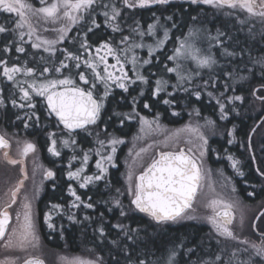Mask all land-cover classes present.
Returning <instances> with one entry per match:
<instances>
[{"label":"snow or ice","instance_id":"obj_1","mask_svg":"<svg viewBox=\"0 0 264 264\" xmlns=\"http://www.w3.org/2000/svg\"><path fill=\"white\" fill-rule=\"evenodd\" d=\"M173 0H39L40 6H35L31 0H0V12L7 14H14L13 27H5L0 25V34L10 33L13 38L18 37L20 42L25 41V36L28 37V42L31 47L36 50L43 49V52L48 53V58L44 56L39 57V61L44 62V67L39 70L35 67L28 66V61H24L22 66L12 65L8 66L7 61H0V68H2V75L12 87L19 91L20 100L25 103L17 105L16 99H12L11 103L14 107L21 108L27 106L30 109L36 108V103L33 102L35 97H42L46 104V111L50 116L54 115L57 120V127L63 126V130L67 132V138L59 140L64 148H69L75 152L77 145L76 136L80 133L93 135V129L89 126L97 125L100 120L101 111L105 106L108 97L113 94L116 88L121 89L127 93L131 85L139 84L149 85V77L143 73V68L152 63L151 57L154 52L159 51L169 38V29L163 28V37L158 36V32L162 25H159V18L147 26V30H142L139 21H134L133 24H127L125 9H152L155 6H168ZM191 5H208L218 11L228 9L225 15H236L237 21L240 24H245L253 18H258L260 23L264 25V0H187ZM246 13V17L241 19L238 13ZM104 17V24L111 29L112 33H120L119 45L114 46L112 42L105 40L100 42L95 47V55L90 49L93 47L83 40L80 42V47L83 49L81 53L68 52L67 49H57L56 45L62 43L66 35L74 26H77L82 21L88 19L90 26L87 32H92L93 27L99 28L100 24L96 22V15ZM155 16V12H153ZM12 18L11 16L9 17ZM43 20L45 24L60 25L54 28H45L44 31H55L57 33L56 39H47L37 34V29L33 25V20ZM166 19L171 20L169 16ZM193 20L196 17H192ZM63 22V23H61ZM127 27V34L125 32ZM159 26V27H158ZM27 29V31H25ZM250 36L255 40V34L249 29ZM217 34L219 43V36ZM152 37V44H145V37ZM35 37V40L32 39ZM199 37V30H190L189 35L180 41L179 47L174 49V55L169 56L168 59L174 61L175 67H166L167 72L175 73L176 83L171 84L173 89H183L188 91L185 84H191L193 79V72L188 65H195V75L201 74L200 70L208 69L211 71L216 65L217 59L211 52V49H203L198 46L196 40ZM261 41L264 42V28L260 32ZM148 49L149 59H141L137 54V49ZM5 52L9 51L8 47L4 48ZM16 52L24 53L25 48L17 46ZM61 51L65 53L64 59L59 61V66H56V52ZM222 55L225 57L235 58L236 53L224 48ZM111 57L115 63H109ZM249 60L253 67L245 65V70L248 75L242 76L235 69L233 71H225V75L232 79L246 80L253 73V68L258 67L259 74L264 78V53L258 56H252L249 53ZM66 61H73L71 68L76 69V76L78 81L71 74V68ZM51 64L52 67H48ZM89 69L90 75L84 71H80L81 67ZM131 65L130 69L126 70V66ZM69 70L65 75L63 70ZM129 71L132 76H129ZM56 73L57 76L45 75ZM22 74L24 79H17V76ZM31 78V79H29ZM213 86H215L213 84ZM169 87V80L158 78L155 80L154 91L151 93L154 96H159L161 92H166ZM207 87V82H205ZM227 88V85H226ZM30 90V91H29ZM235 91V89H233ZM2 93V89H0ZM15 95V93H13ZM140 96L144 95L143 88L140 89ZM172 95V93H168ZM197 100L201 98V93L196 91L194 93ZM221 95H224L222 92ZM209 97H213L212 92H208ZM257 99L264 101V96H257ZM133 107H135L136 97H133ZM229 103L235 101H242L243 97L234 95L227 97ZM217 104L220 108L221 118L226 119L225 104L221 103L219 98H216ZM5 103L2 94H0V106ZM163 103L170 104V100H164ZM144 108H149L150 105L145 102ZM175 114V113H174ZM139 116V113H136ZM197 115L199 113L197 112ZM158 119V117H157ZM39 117H37V121ZM140 122L143 126H147L152 130V122L140 117ZM206 125L214 126V121L206 119ZM27 127V125H25ZM157 127L159 125L157 124ZM142 127L141 131H144ZM182 132H190L203 142L201 148H206L208 141L200 132L199 128L185 127L177 130L172 137L167 138L164 143L167 146L168 140L178 139ZM231 135V133H229ZM95 143L98 147L94 150L95 155L99 157L96 160L95 167L98 170L94 175H82L86 171V166L89 162V153L93 151L89 149L84 151L81 166L75 171L68 172L69 180H77L80 188H86L94 181H100L107 174V167L105 164H110L115 167V153L117 151L116 145L124 143L118 138H110L107 143L105 139L99 137L96 133ZM51 146L48 151L53 156H60L61 152L58 148V140L55 138V133L49 135ZM231 143V141H229ZM8 147V143L3 136H0V148ZM151 147V146H149ZM110 148V152L105 153V149ZM35 151V145L26 143L23 155L27 156L29 152ZM147 149L141 148L136 156L139 157L141 153L146 152ZM204 151L200 152L201 158L204 156ZM158 159H153L152 162L145 168L143 173L136 176V182L133 184V172L131 169L128 173V194L132 197L130 203L134 209L140 213H144L157 223L177 222L184 218L185 211L191 207L192 201L197 194L200 183L203 179V165L197 164L194 158L187 156L183 149L178 152L168 151L160 152ZM7 157V153H5ZM76 155L71 157V160H76ZM232 162L231 166L236 170L237 174L243 176V172L239 170V161L228 156ZM9 164L15 165L19 161L9 159ZM71 168V161L69 163ZM23 171V170H22ZM259 171V170H258ZM264 175V173H261ZM46 178H52L54 173L46 171ZM23 186V180H20L15 189L11 191V202L4 207H0V241H4V247L9 249H19L27 252L29 247L36 248L38 246V236L36 234V220L33 215L31 202L25 197L23 203V212L16 213V222L18 227L9 230L11 222V214L8 208L16 203L17 194ZM233 192L235 188L232 189ZM69 194L74 197L71 203V208H79L81 206V197L77 195L75 189L69 186ZM119 191V190H117ZM252 195V193H249ZM91 199V198H89ZM80 202V203H77ZM117 207H120V215L125 216L126 212L120 205V201H115ZM212 209V215L206 219L211 224L217 237L224 240L238 241L239 243L248 244L251 248V253L248 254L247 259H242L237 264H264V239L260 244L254 242L250 243L247 240H239L234 230L235 216L233 209L235 205L231 202L213 199L208 205ZM83 207L92 208L91 203H84ZM63 206L60 204H52L48 212L44 214V223L51 230H55L56 225L53 221V212L63 215ZM264 215V213H261ZM69 220H74V214L68 215ZM87 219V217H86ZM240 226L243 227V218L240 220ZM123 233L124 237L130 241V244H121L118 241H112V244L124 252L127 264H148V261L136 255L129 253L136 252L133 245H137L140 240L139 230L132 229L123 224L114 225ZM255 227V225H253ZM101 235H104L103 228L100 229ZM219 242V241H218ZM193 251L192 249L188 250ZM248 253V248L243 250ZM178 253L175 250H169L166 257H158L152 264H177ZM237 256V252L233 251L227 261L223 264H233V258ZM19 259V258H16ZM61 264H103L100 258L96 260H87L81 257H61ZM4 264V262H0ZM8 264H15V259L9 260ZM23 264H45V262L38 256H29L23 260ZM119 264V261H117ZM195 264H222V255L216 254L214 258L207 260L200 259Z\"/></svg>","mask_w":264,"mask_h":264},{"label":"trees","instance_id":"obj_2","mask_svg":"<svg viewBox=\"0 0 264 264\" xmlns=\"http://www.w3.org/2000/svg\"><path fill=\"white\" fill-rule=\"evenodd\" d=\"M31 2L37 7L40 6L39 0H31ZM49 2H51V0H49ZM117 2H119V0H117ZM124 11L127 24H133L134 21H139L141 29L145 31L147 30V26L154 23L158 17L159 22L168 25L172 36L180 34L184 30L186 32V30L193 26L198 27L203 32H209L208 35L214 36L215 38L217 37L218 31L223 35L219 36V43L217 39H215L212 50L218 63L214 65L213 71L205 72L203 75L201 74L199 78L202 84L207 82V87L200 89L202 93L199 100L196 99L194 95L196 91H194L193 88H189L188 91H184L183 89H167L166 92L159 94L157 97L151 94L153 89L151 86L152 80L155 77H161V72L167 64L165 56H167L169 49L167 50L166 48L164 51L157 52V54L153 55L151 57L152 63L143 68V73L149 77V85L145 86L139 83L131 85L127 93L116 88L113 94L108 97L107 105L109 106L106 108L107 110L105 109L106 112L104 111L105 115L103 113L105 122H102V131L114 138L126 140V145L121 147L117 152L115 162L118 164V167H112L114 170H109L110 181L113 179L114 183L108 184L118 185L120 188L112 186L113 188H110L109 191L111 193L114 191V195L112 197L110 194H107L106 198L111 200L110 202L122 200L124 194L122 186L125 184L123 183L125 177L123 175L124 172H122L123 168L121 170L120 165H128V167L125 166L126 173L128 174V171L131 169L129 161H133L136 157L135 153L139 152L141 148H149V146L155 148V150L161 151L178 150L180 147H184V149L196 159L198 164L203 165V177L208 175L211 168L208 164V159L215 161L218 167H221L226 174L228 173L231 176L230 182L236 187V192L239 196L241 190L240 184H242V182H247L253 185L255 183L252 181L253 178H257L252 171L250 173L251 176L248 177L249 181L241 179L240 175H238L236 171H233L229 163H227V161H229L228 156H232L233 159L239 162L244 160L242 149L246 142L248 131L264 114V108H262V106L260 107V105L264 106V103L258 101V99L254 97L252 91L257 86H264V78L261 77L259 71L256 70L255 67L253 68L254 74L243 81L229 78L224 73L226 70L233 71V69H235L242 76L248 75L245 70V65L253 67L249 60V53L252 56H258L264 53V42L261 41L260 37V32L262 28H264V25L260 23L258 18H253L242 25L237 21L235 14L232 16L225 15V12L230 11L228 9L218 11L208 5H191L187 0H173L170 5L164 7L155 6L152 9H125ZM153 12H155V16ZM238 15L243 19L247 14L240 12ZM10 16L12 17L11 19L9 18ZM169 16L172 17L171 20L166 19ZM192 17H196V19L193 20ZM14 19V14L0 12V25L9 28L13 27ZM95 19L96 22L100 24L99 28L93 27L92 32H87L90 21L86 19L77 26H74L71 31L67 33L65 40L57 44L56 48L67 49L68 52L78 54L83 52V49L80 47V42L86 39L87 42L93 46L90 51L95 55V47L98 46L100 42L108 40L112 42L114 46L119 45L121 34L112 33L111 29L105 26L104 17L102 15L97 14ZM37 21L41 20H33V25L37 29V34L47 39L57 38V35H55L53 31H44V29H51L60 25L45 24L43 21L38 23ZM249 29L255 34V40L251 38ZM25 31H27V29H25ZM123 34H127L126 26ZM32 39L35 40V37H32ZM149 39H151V37L146 36L144 41H150ZM17 46L24 47L25 52H16L15 48ZM119 46L123 47L124 45ZM5 47L9 48L8 52L4 51ZM224 48H227L229 51H234L236 53L235 58L222 55ZM144 53L145 51L141 52L143 55ZM64 55L65 53L61 51L56 52V66H59V61L64 59ZM40 56H44L47 59L48 53L43 52V49H33L31 43L28 42L27 36H25L24 42H20L18 37L13 38L10 33L0 34V61H7L8 66H22L24 61H28V66L37 68L39 73V70L44 67V62L39 61ZM66 62L69 63L70 68L74 63L73 61ZM109 63L112 64L115 63V61L109 57ZM48 67L51 68L52 65L49 64ZM127 67L128 65L126 68ZM68 71L67 69L63 70L65 75L68 74ZM76 71V69L71 68V74L78 79ZM80 71H84L88 75L90 73L89 69L83 67V64ZM0 73H2V68H0ZM45 75H52L55 77L58 74L50 73ZM129 76H132L131 71H129ZM17 79H24V77L22 74H19ZM213 84L215 86H213ZM141 88L144 90L143 96L139 95ZM0 89H2V93L0 94H2L5 101L4 105L0 107V116L4 120L6 119L8 124H12L13 121H16L19 110L11 107V100L16 99L18 103L20 101V93L18 90L14 89L11 83L2 75H0ZM233 89H235V91H233ZM169 92L172 93V95H168ZM208 92L214 94L215 101L210 100L211 98L205 95L208 94ZM222 92L224 95H221ZM13 93H15V95H13ZM234 95L243 97V100L229 103L227 97H232ZM133 97H136L135 107H133ZM216 98H219L220 102L225 104L226 119L221 118L220 108ZM164 100H170L171 103L165 104L163 103ZM33 102L42 106L40 113L43 120V113H45L43 99L34 98ZM145 102L150 105L149 108L143 107ZM127 112L133 113L129 119L124 118L123 115L119 117L115 116L116 114H126ZM197 112L199 115H197ZM136 113H139L138 118L142 116L151 121L156 120L161 127L153 131L155 133V131L159 129L163 135L150 136L148 132L147 136L143 134L138 138L139 125L137 123ZM206 119L214 121V126L206 125ZM244 121L248 123H244ZM17 124H20V121L17 120ZM185 127H198L200 132L207 138L208 144L206 148H204V150L201 148V151L203 150L205 153L202 158L200 155L197 156L187 144V138L193 135L190 132H182L178 138L180 141H177L174 147L161 145L163 139H167V136L168 138L172 137L177 128L179 130ZM262 129H264L263 123L253 133L251 141L261 135ZM154 133L151 134L154 135ZM229 133H231V135H229ZM144 136L148 137L149 140L145 141ZM136 137L137 140L141 142L140 147L136 146L135 143H130L132 141L131 139H135ZM195 138L198 141V138ZM41 139L42 138H40V140ZM90 139L92 138H87V141L79 143L83 150L88 151L92 148ZM229 141H231V143ZM155 156L156 154L154 153L152 157H150V160L146 161L136 173L134 171L133 184L135 175L141 172ZM248 162L250 163L249 156ZM258 163L261 166L260 160H258ZM238 167L240 168V163ZM261 183L264 184V180H261ZM109 191L107 193H109ZM198 195L192 205L191 211L189 210L186 212L188 216L185 220L180 219L177 222L156 224L150 217L135 211V227L139 230L140 240L137 242V245H135L136 252H134L133 257L135 258L136 255H139L140 258L145 257L146 260H148L151 257H160L167 250L178 248L181 249V252L177 257V264H195V262L200 259L207 260L210 257L214 258L216 254L222 255L223 264V261H227L233 251L237 252V256L233 258V264H237L239 260L247 259L248 254L252 251L248 244L233 240H224L223 238L217 237L211 224L206 219L208 216L212 215V213L204 206L198 204ZM239 199L242 200L241 197H239ZM242 203L244 205L239 204L241 208L239 211H242L245 216V218H243V227L240 226L241 218H238V211L235 210V223L233 226L235 233L239 240H247L250 243L254 242L260 244L264 237L258 236L253 232L252 222L257 213L263 208L264 200L259 206L252 203L250 204L249 202L247 204L250 206H248L245 205L246 202L244 203V201H242ZM145 229H148L146 233L147 236H145L143 232ZM256 230L264 234V215H261L257 220ZM245 248H248V253L243 251ZM189 249H195V251L189 252ZM103 254L104 262L117 264V261H119V264H127L126 257L122 251H120V255H117V259L114 260L112 254H106V252H103ZM90 258L91 257L88 256L89 260ZM96 259V257H92V260Z\"/></svg>","mask_w":264,"mask_h":264},{"label":"flooded vegetation","instance_id":"obj_3","mask_svg":"<svg viewBox=\"0 0 264 264\" xmlns=\"http://www.w3.org/2000/svg\"><path fill=\"white\" fill-rule=\"evenodd\" d=\"M254 91H256V95ZM253 95L255 98L257 96H264V86L255 87L253 89ZM107 101L101 111L100 120L97 122L101 125L102 122H105L103 113L104 111L106 112V108L109 106L107 105ZM258 101L264 103V101L260 99H258ZM261 106L264 108L263 105H260V107ZM11 107L27 113H20L22 116L20 124H17V120L13 121L12 124H8L7 120H4L0 116V135L9 142L8 147L0 149V207H4L11 202V191L15 189L20 180H23V186L17 194L16 203L8 208L12 218L9 230L18 227L16 213L20 212L22 214V206L25 202L24 198L27 197L28 201L31 202L33 215L36 220L38 246L36 248L29 247L28 251L25 252L19 249L5 248L4 241H0V262L6 264V262L3 261L6 256H20L25 255V253L28 256H32L35 255V251H42L44 254L53 253L58 256H62L63 254L79 255L87 260H89L88 256L91 257L90 260H92V257H96L100 258L103 264H109L108 262H104L103 252L112 254L113 260L117 259V255H120L121 250L115 247L112 241H118L122 246L124 244H130L131 242L128 241L123 233L115 228L114 225L123 224L132 229L135 228L136 210L130 203L132 197L128 194V180L125 179L123 182L125 183V187L122 186L124 194L122 200H119L120 205L126 212L125 216H121L120 207H117L115 201L110 202L111 200L106 198L107 194H110L112 197L114 195V191L112 193L109 191L110 188H120L118 185L108 184L114 183L113 179L110 181L109 175V170H114L112 167L108 169L107 174L102 180L94 181L86 188H80L79 182L77 180H69L67 174L69 171H74L81 166L75 167V169L72 168L74 164L79 162V157L82 158V156L76 155L77 159L72 161V155L68 156L66 154L67 150H64L65 154L61 153L59 157L55 156L56 158L51 157L52 154L48 151V148L51 146L49 135L55 133L56 138V129H59L63 133L62 135L67 136V132L63 130L62 126L57 127V121L48 114L46 107L44 109L45 113H43L45 120L41 118L40 109L42 106L39 104H36L35 109L29 110H26V108H28L27 106L21 108L12 105ZM20 114H17V116ZM37 117H39L38 121ZM244 123L248 122L244 121ZM262 123L264 126V114L254 123L252 127L253 133ZM25 125H27V127H25ZM252 128L248 131V134L251 132ZM40 138L42 139L40 140ZM76 139L77 145L82 141H87L84 133H80L76 136ZM22 143H31L35 145V151L29 152L27 156H24ZM14 148L18 151L17 155L14 153ZM5 153H7V157ZM242 156L244 160L240 162L239 170L243 172V176H240V178L249 181L248 177L251 176L250 173L253 171L257 179L253 178L252 181L255 182L253 185L242 182V184H240L241 190L239 197H241L244 203L246 202L245 205H248V202L250 204L262 203L264 200V184L261 183V180H264V175H261V173H264V129L261 130L260 136H257L253 141L250 140V144L248 143L247 136L246 142L243 145ZM248 156L250 158V163L248 162ZM9 159H15L17 161L25 159V167L17 168L8 163ZM26 159L29 160V162L35 160L36 167L32 170L31 174L29 173L30 163H28ZM258 160H260L261 166ZM70 161L71 168H69ZM208 164L211 168L215 165L218 166V164L211 159H208ZM92 170L93 171H89L86 167V171L82 175H94L98 171L95 168H92ZM46 171H52L54 176L51 179L46 178ZM69 186L75 189L77 195L81 197L83 203H81L79 208L70 207L74 197L69 194ZM108 191L109 193H107ZM204 191L207 192L206 189H204ZM249 193H252V195H249ZM84 203H91L93 207L85 208L83 207ZM52 204H60L63 206V215L53 212V221L56 225L55 230L49 229L44 223V214L50 210ZM69 214H74L75 219L69 220ZM101 228L104 230L103 236L100 232ZM132 247L135 248V245ZM194 251L195 249H193L192 252ZM129 254L134 256V253L130 252ZM21 261L22 259H20L19 264Z\"/></svg>","mask_w":264,"mask_h":264},{"label":"rangeland","instance_id":"obj_4","mask_svg":"<svg viewBox=\"0 0 264 264\" xmlns=\"http://www.w3.org/2000/svg\"><path fill=\"white\" fill-rule=\"evenodd\" d=\"M41 21H43V20H41ZM41 21H37L38 23H41ZM156 21V20H155ZM159 25H162L163 27L162 28H160V30H159V32H158V36L160 37V38H162L163 37V28H167V29H169L168 28V25L166 24V23H161V22H159ZM159 27V26H158ZM199 30V37H198V39L196 40V43H197V45L198 46H200V47H202L203 49H205V50H208L209 48L211 49V52H212V50H213V47H214V41H215V37L214 36H209L208 34H209V32L207 33V32H203L202 30H200L198 27H195V26H193V27H191V28H189L188 30H186V32H185V30L184 31H182V33H180V34H177V35H175V36H172V34H171V31H170V29H169V38H168V40L166 41V43L161 47V49L159 50V51H156V52H154V55L155 54H157V52H161V51H164V49L166 48L167 50L169 49V51H168V53H167V56H165V58H166V61H167V64L165 65V66H167V67H175V63H174V61H172V60H169L168 59V57L169 56H172V55H174V49L175 48H177V47H179V43H180V41L181 40H183L184 39V37H186V36H188L189 35V32H190V30ZM54 33H55V35H57V33L55 32V31H53ZM39 35V34H38ZM247 35V34H246ZM150 41H144V43L147 45V44H152L153 43V38L151 37V39H149ZM138 51H139V54H138ZM142 51H145V53H144V55L143 54H141V52ZM137 55L141 58V59H149V57H148V49H147V47H145L144 49H137ZM254 56H257V55H254ZM109 59V58H108ZM188 67H189V69L193 72V79H192V83L191 84H185V87H187L188 89L189 88H193V90L194 91H199L200 92V89H202V88H204L205 87V84H202L201 83V81H200V76H201V74L203 75L205 72H210L208 69H203V70H200V72H201V74L199 75V76H196L195 75V71H196V69H195V65H193V64H190L189 63V65H188ZM131 68V65H128V67L126 68V69H130ZM144 68H145V66H144ZM256 68V70H258V67H255ZM214 70V66H213V68L211 69V71H213ZM90 71V70H89ZM162 73V75H161V77H155L153 80H152V92L154 91V87H155V80H156V78H163V79H166V80H169V87H168V89H171V90H177V89H173L172 87H171V84H175L176 83V77H175V73H169V72H167V70H166V67L163 69V71L161 72ZM131 74H132V72H131ZM89 75H90V73H89ZM133 75V74H132ZM77 81H78V79H77ZM137 83H139V82H137ZM121 90V89H120ZM179 90H182V89H179ZM30 91V90H29ZM161 93H163V92H161ZM160 93V94H161ZM200 93H202V92H200ZM253 93V92H252ZM21 95V94H20ZM205 95H207L208 96V94H205ZM155 97H157V96H155ZM209 97V96H208ZM207 97V98H208ZM34 98H37V99H39V98H41V99H43L42 97H35L34 96ZM211 99L210 100H214L215 101V96H213V97H210ZM22 103H25V101H22V100H20L18 103H17V105L18 104H22ZM1 107V106H0ZM14 109H17V108H14ZM30 108H26V110H29ZM20 113H24V114H26L27 112H25V111H22V110H19L18 111V113L17 114H20ZM133 113H131V112H127L126 114H124V113H119V114H116L115 116H121V115H123V117L124 118H131L130 116L132 115ZM21 118H22V116H21V114L19 115V116H17V119L16 120H18V121H21ZM193 119V118H192ZM137 120H138V125H139V131H138V134H139V136H138V138H140V136L141 135H143V134H145L146 136H147V133L149 132L150 133V136H155V135H163L162 134V132H161V130H159V129H157L156 131H155V133H154V129H156V128H158L157 127V124H158V122L156 121V120H153V121H151V120H148V119H146V120H148V121H150V122H152V130H149L148 128H147V126H143L142 124H141V122H140V117L138 118V116H137ZM159 125V124H158ZM142 127H144V131H141V129H142ZM159 127H161V126H159ZM91 129H93V135H87V134H85L84 133V135H85V137L86 138H92V139H90V140H88V141H90V143H91V146H92V150L93 151H91L90 153H89V155H90V159H89V162H88V164H87V168H88V170L90 171H93L92 170V168L94 169H96V167H95V163H96V160L97 159H99V157H97L96 155H95V152H94V150L98 147V145L95 143V141H96V133L98 132L99 133V137L101 138V139H105V141H106V143H107V141L110 139V138H113V136H111V135H107V133H105V132H103L102 131V128H103V126L100 124V123H97V125H94V126H91L90 127ZM178 130V128L175 130V132ZM56 131H57V135H56V139L58 140V148L60 149V152L62 153V154H65L64 152V150H67L66 151V154L69 156V155H81V156H83V153H84V151L85 150H83L79 145H76L75 146V152H73L71 149H69V148H64L61 144H59V140L60 139H62V138H67V136L66 135H62L63 133L59 130V129H56ZM165 131H166V129H165ZM151 133H154V135L153 134H151ZM146 136H144V140L145 141H148L149 139H148V137H146ZM197 137V135H191L190 137H188L187 138V144L190 146V148H191V150L192 151H194V153L197 155V156H199L200 155V152H201V145H202V141L198 138V141H197V139L195 138V137ZM135 137V136H134ZM167 138H168V136H167ZM120 139V138H119ZM207 139V138H206ZM132 141L130 142V143H135L136 144V146H138V147H140L141 146V142L140 141H138L137 140V137L135 138V139H131ZM166 140V139H165ZM164 139H163V141H162V143H161V145H163V146H165V143H164V141H165ZM124 141V143H122V144H118V145H116V149H117V151H116V153H115V158H116V156H117V152H118V150L121 148V147H124L126 144V140H123ZM179 142L180 140L179 139H171V140H168V143H167V145L169 146V147H174V145L176 144V142ZM78 144V143H77ZM48 146V145H47ZM25 147V143H22V148H24ZM145 149H147V151L146 152H143V153H141V155L139 156V157H135L134 158V155H133V161L132 160H130L129 161V164H130V167H131V171L133 172V174H134V171H135V173H136V171L142 166V165H144L145 163H146V161H149L150 160V157H152V155L155 153L156 154V151L157 150H155V148H153V147H149V148H146L145 147ZM137 150V149H136ZM203 150H204V148H203ZM9 151V150H8ZM17 150L14 148V153L17 155ZM108 152H110V148H106L105 149V153H108ZM50 153V152H49ZM136 154V153H135ZM48 155V154H47ZM49 156V155H48ZM51 157H55V156H53V155H51ZM57 157V156H56ZM55 157V158H56ZM59 157V156H58ZM27 160V159H26ZM81 160H82V158L81 157H79V162H77V164H74L73 165V167L72 168H74L75 169V167L77 168V167H79L80 165H81ZM229 160V159H228ZM28 161V163H30V165H29V168H30V170H29V173L31 174V172H32V170L33 169H35V167H36V165H35V160H33V161H31V162H29V160H27ZM33 163H34V165H33ZM114 163H115V167H118V164L115 162V160H114ZM227 163H229V165H230V167H231V169L233 170V171H236L235 169H233V167L231 166V161L229 160V161H227ZM12 165V164H11ZM13 166H16L17 168L19 167V168H24L25 167V159H21V160H19V163H17V164H15V165H13ZM125 166L126 167H128V165L127 164H125ZM125 166L124 165H120V168H121V170H122V168H123V170H122V172H124V177H125V179H127L128 180V174L126 173V169H125ZM105 167H107V169H109V168H111L112 166L110 165V164H105ZM91 168V169H90ZM75 171V170H74ZM129 172V171H128ZM230 179H231V176L227 173H225V171L221 168V167H218V166H213V168H211L210 170H209V173H208V175L207 176H205V177H203V179H202V181H201V189H200V191H199V196H198V199H197V202H198V204H200L201 206H204L206 209H208L211 213H212V209L208 206L209 205V202L211 201V200H213V199H220V200H224V201H228V202H231V203H233L234 205H235V207H234V209H233V211H235V210H237L238 211V218H245V216L243 215V213H242V211H239L241 208H240V206H239V204H242V203H239V201H241L240 199H239V196H238V194H237V192H236V189H235V191L233 192V188H235L234 187V185L232 184V182H230ZM204 189H206L207 190V192H205L204 191ZM239 200V201H238ZM242 202V201H241ZM260 205H261V203H259ZM259 204H256V205H258L259 206ZM213 214V213H212ZM198 218H199V216H198ZM134 229H136V227L134 228ZM143 232H144V235L145 236H147L146 235V233L148 232V229H145V230H143ZM149 237V236H148ZM170 250H175V251H177V253H178V256H179V253L181 252V249H178V248H174V249H170ZM122 251V250H121ZM168 252H169V250H167L163 255H161L160 257H166L167 255H168ZM35 253V255H39V256H42V258L44 259V261L46 262V264H58V263H60L61 264V260H60V258L61 257H68V258H72V257H81V258H83V256H79V255H72V254H63L62 256H58V255H54L53 253H48V254H44V253H42V251H39V252H37V251H35L34 252ZM122 253H124L123 251H122ZM28 255H26V253H25V255H13V256H6L5 257V259H3V261H5L6 262V264H8V261L9 260H13V259H15V264H19V261H20V259H23V258H25V257H27ZM177 256V257H178ZM16 258H19V259H16ZM134 258V257H133ZM141 258H143V259H145L146 260V258L145 257H141ZM84 259V258H83ZM135 259V258H134ZM157 259V257H151L150 259H148L147 261H148V264H152V262L154 261V260H156Z\"/></svg>","mask_w":264,"mask_h":264},{"label":"water","instance_id":"obj_5","mask_svg":"<svg viewBox=\"0 0 264 264\" xmlns=\"http://www.w3.org/2000/svg\"><path fill=\"white\" fill-rule=\"evenodd\" d=\"M256 93V91H254V94ZM46 105V104H45ZM54 118H55V116L54 115H52ZM56 119V118H55ZM57 121V120H56ZM60 126H62V125H60ZM63 127V126H62ZM252 133H253V130L250 132V134H249V137H248V143L250 144V137H251V135H252ZM1 136V135H0ZM6 140V139H5ZM7 141V140H6ZM7 143L9 144V142L7 141ZM1 149V148H0ZM180 149H183L184 150V152H185V154L187 155V156H189V157H191V158H193L185 149H184V147H180L178 150H175L174 152H178ZM168 151H171V150H164V151H161V150H158L157 152H156V157H155V159H158L159 158V153L160 152H168ZM147 168V167H146ZM145 170V169H144ZM143 170V171H144ZM143 171L142 172H140V173H138L136 176H138L139 174H141V173H143ZM48 179H51V178H48ZM135 182H136V178H135ZM195 198V197H194ZM194 200V199H193ZM193 202V201H192ZM264 211V208L258 213V215L255 217V219H254V221H253V223H252V228H253V230H254V232L257 234V235H259V236H264V234H259L257 231H256V222H257V220H258V218H259V216L261 215V213ZM139 212V211H138ZM144 214V213H143ZM146 215V214H145ZM154 221V220H153ZM155 223H157L156 221H154ZM253 225H255V227H253ZM21 264H23V261H22V263Z\"/></svg>","mask_w":264,"mask_h":264},{"label":"bare ground","instance_id":"obj_6","mask_svg":"<svg viewBox=\"0 0 264 264\" xmlns=\"http://www.w3.org/2000/svg\"><path fill=\"white\" fill-rule=\"evenodd\" d=\"M40 257H41V259L44 261V259L42 258V256H40ZM25 258H26V257H25ZM25 258H23L22 261H23ZM22 261H21V263H22ZM44 262H45V261H44ZM21 263H20V264H21ZM45 264H46V262H45Z\"/></svg>","mask_w":264,"mask_h":264}]
</instances>
